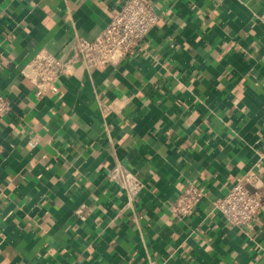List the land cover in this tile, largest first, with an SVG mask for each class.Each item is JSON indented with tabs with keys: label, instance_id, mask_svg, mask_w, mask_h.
<instances>
[{
	"label": "crops",
	"instance_id": "crops-1",
	"mask_svg": "<svg viewBox=\"0 0 264 264\" xmlns=\"http://www.w3.org/2000/svg\"><path fill=\"white\" fill-rule=\"evenodd\" d=\"M123 1L0 0V264H264V209L237 226L214 205L264 181V0H144L161 19L140 51L38 98L29 62L94 39ZM190 183L204 196L175 218Z\"/></svg>",
	"mask_w": 264,
	"mask_h": 264
},
{
	"label": "built area",
	"instance_id": "built-area-1",
	"mask_svg": "<svg viewBox=\"0 0 264 264\" xmlns=\"http://www.w3.org/2000/svg\"><path fill=\"white\" fill-rule=\"evenodd\" d=\"M160 19L161 15L152 3L144 0H124L120 8L112 14L106 27L94 39L76 37L69 54L63 58L43 49L26 66L24 75L35 86V95L38 98L44 97L48 92L56 91L59 77L64 72L73 70L78 64L87 67L104 66L117 63L140 51L142 41ZM10 110V100L0 93V120ZM28 143L35 146L37 141L31 138ZM119 175V185L129 194H137L144 188V183L130 171L124 170ZM203 196V190L190 183L169 203L171 215L184 218L192 214ZM214 205L227 223L237 226L250 224L264 209V181L261 175L251 171L237 178Z\"/></svg>",
	"mask_w": 264,
	"mask_h": 264
}]
</instances>
